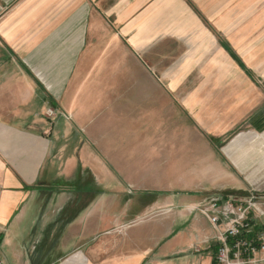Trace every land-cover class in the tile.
I'll list each match as a JSON object with an SVG mask.
<instances>
[{"label": "crops", "instance_id": "crops-1", "mask_svg": "<svg viewBox=\"0 0 264 264\" xmlns=\"http://www.w3.org/2000/svg\"><path fill=\"white\" fill-rule=\"evenodd\" d=\"M125 97L180 161L232 164L210 200L256 195L263 225L264 0H0L3 264H214L195 192L132 191L99 155Z\"/></svg>", "mask_w": 264, "mask_h": 264}, {"label": "rangeland", "instance_id": "rangeland-1", "mask_svg": "<svg viewBox=\"0 0 264 264\" xmlns=\"http://www.w3.org/2000/svg\"><path fill=\"white\" fill-rule=\"evenodd\" d=\"M120 91L126 94V85L120 88ZM127 102L126 97L120 99L116 106L117 115L110 116L108 121L111 123V119L116 117L120 132L115 134V132L107 131L98 136L104 144L98 148L99 155L113 175L123 181L125 187L132 191L148 188L163 192L176 190L195 192L196 203L203 201L202 205L208 204L212 197H220L225 190H229L232 185H229L230 180H225L227 175L225 170L228 173L235 171L232 164L180 161L179 159L183 158L180 154H184V148L161 146L158 130L152 131L150 137L145 136L142 97L135 98L136 114L134 116L128 115ZM43 116L48 118L45 112ZM154 128L153 126L152 129ZM114 140H117L118 144H115ZM93 141L97 142L94 136ZM91 148L97 150L94 146ZM215 149L217 150L216 159H221L218 152L220 150ZM210 150L212 151L211 148ZM208 174H215V178H209ZM238 177L239 174L233 178V181L239 179ZM89 180L88 178L87 181ZM164 196L165 194L161 195V197ZM161 202L153 207L152 214H158L161 211L163 208Z\"/></svg>", "mask_w": 264, "mask_h": 264}, {"label": "built area", "instance_id": "built-area-1", "mask_svg": "<svg viewBox=\"0 0 264 264\" xmlns=\"http://www.w3.org/2000/svg\"><path fill=\"white\" fill-rule=\"evenodd\" d=\"M45 115L51 121H56L66 114L54 107H48ZM233 196L213 199L208 204L199 207V210L220 230L217 237L215 262L217 264H259L264 262V223L253 237L242 236L243 232H251L254 223L257 222L256 195L245 199ZM260 215L264 216V212H261ZM0 264H3L1 259Z\"/></svg>", "mask_w": 264, "mask_h": 264}, {"label": "trees", "instance_id": "trees-1", "mask_svg": "<svg viewBox=\"0 0 264 264\" xmlns=\"http://www.w3.org/2000/svg\"><path fill=\"white\" fill-rule=\"evenodd\" d=\"M261 228V225L257 224V223H254L253 225V228H252V231L251 232H243L242 236H246L248 238L250 237H253L257 232L258 230H260ZM217 251V246L215 248V252ZM214 264H217L216 262H214Z\"/></svg>", "mask_w": 264, "mask_h": 264}]
</instances>
